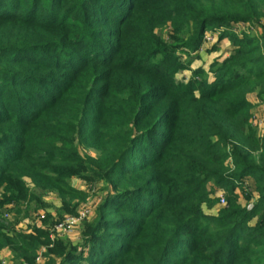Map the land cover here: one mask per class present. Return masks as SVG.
<instances>
[{"label":"trees","instance_id":"trees-1","mask_svg":"<svg viewBox=\"0 0 264 264\" xmlns=\"http://www.w3.org/2000/svg\"><path fill=\"white\" fill-rule=\"evenodd\" d=\"M20 1L0 0V147L16 145L12 153L0 148L5 202L35 198L26 178L34 183L57 177L53 181L63 187L60 176L84 178L90 171L91 178L113 183L110 208L134 213L136 218L103 219L106 214H100L84 240L89 264H264V136L251 126L253 104L247 100L255 93L264 101V31L260 38L233 40V49L216 67L211 82L178 85L168 68L157 74L160 78L144 72V84H126L129 121L121 118L125 126L115 122L108 136L96 140L102 156L90 158L81 156L78 146L89 125L84 115L93 82H77L87 68L108 65L105 59L111 52L124 61L145 55L140 39L146 26H136L135 38L130 37L134 44L126 47L124 33L130 18L113 0L110 4L27 0L18 15L15 6ZM155 1L164 22L177 32L188 31L186 45L193 50L199 48L209 26L252 21L261 15L264 4V0ZM44 3L46 18L36 20L35 10ZM101 8L114 19L116 42L110 49L99 47L101 59L95 60L87 51L86 42L93 43L95 33L87 20L93 18V11L100 14ZM80 11L82 16L77 15ZM59 15L62 19L56 21ZM79 55L93 60L85 65ZM158 96L166 105L162 111L154 110L150 102ZM151 137L163 149V157L152 155L167 167L168 180L155 178L148 183L162 181L166 186L136 184L129 189L125 185L136 181L138 171L131 164L138 161L133 144ZM207 184L222 189L225 196L215 217L200 211V204L207 201ZM151 199L161 202L153 204ZM240 201L249 203L250 209ZM124 221L129 227L126 236ZM4 229L0 218V250L8 247L17 258H33L38 231ZM76 251L64 249L59 262L47 258L44 264H79L84 258Z\"/></svg>","mask_w":264,"mask_h":264},{"label":"rangeland","instance_id":"rangeland-1","mask_svg":"<svg viewBox=\"0 0 264 264\" xmlns=\"http://www.w3.org/2000/svg\"><path fill=\"white\" fill-rule=\"evenodd\" d=\"M113 1L117 5L122 4L121 6L119 5L123 7L122 10H127L124 17L128 16L130 18L128 33H124V35H127L126 47L127 45L130 46L131 43L134 44L130 37L135 38L133 33L136 30V26H146V30L140 39L143 48L142 52H146V54L140 55L132 61H124L115 56L116 52H111L105 59V64L108 65H101L99 68L95 67V69H91L92 67L87 68V74L83 75L80 81L77 82L78 85L88 81L93 82V85L89 82V85L92 87L89 92L88 111L84 115L89 125L86 126L84 138L78 146L81 156H89L90 158H97L100 155V152L95 148L96 140L99 141L102 137L108 136L112 131L111 129L115 126V122H117L118 126H125L121 118L129 121L127 110H129L131 101L127 99L126 84L133 87L141 83L144 84L146 78L143 75L144 72L155 74L157 78H160L157 74H161L164 70L167 71L168 68L173 71L174 83L178 85L179 83L186 84L189 81H193L196 84L211 82L214 80L216 67L222 63L223 59L233 49V40L247 37L260 38L264 31V4L260 1L262 11L259 17L245 23L211 25L204 31L203 42L199 48L193 50L186 45L189 37H191L188 31L183 29L186 31L177 32L170 27V22H164L163 14L157 11L155 0ZM110 2L111 0H106V3L110 4ZM25 3H27V0H21L15 6L18 15L23 13ZM66 5L63 9L66 8ZM40 7L42 9L35 10V17H37L35 19L45 20V3ZM92 14L93 18L91 20L88 19L87 23H89V26L93 28L92 30L95 33L93 43L90 40L86 42L89 45H87V51H90L93 59L99 60V47L110 49L116 42V32H114L115 27L113 26L115 23L114 19L112 21L111 17L102 8L100 14L95 11ZM77 15L82 16L81 11ZM79 18L76 16L75 21L80 22ZM55 19L59 21L62 19V15L55 17ZM90 44L93 45L91 46ZM79 56L85 58L82 55ZM86 58L84 59L85 65H89L93 59L90 60V57ZM168 62H170V65H166ZM126 68H129L131 71H126ZM194 95L198 96L197 91L194 92ZM247 100L253 104L250 118L251 126L258 136H264V101H259L255 93L248 94ZM150 102L153 104L154 110L162 111L166 107L160 98L156 99V97H153ZM68 107H71V105H68ZM100 125H102V129ZM161 130L160 137L164 134V129ZM15 146L14 143H10V145L7 144L5 147L0 148L11 149L12 151L10 152L12 153L15 152L13 151L15 150ZM133 148L134 154L137 155L135 159L138 160L131 161L132 166L133 164L134 166H138L137 175L134 177L136 181H133L132 185H125V187L131 189L136 184L143 187L149 186L150 188L162 189L165 187L166 185L163 182L168 180L166 176L167 167L161 166L160 160H153L152 155V153L159 154V156L163 154L159 140L152 139V137L139 139L134 142ZM86 162L88 163L87 160ZM151 163L154 164L151 166ZM87 174L89 177L84 178L60 176L58 180L64 182V186L66 185V187L56 185L53 180L57 177L50 180L38 178V182L34 183H31L26 178L24 182L36 199L29 195L26 199L17 203L15 201L11 203L5 202L2 185H0V218L1 224L5 228L4 231L6 232L7 229H10L15 233L36 230L39 235L37 241L39 244L36 246L33 258H17L10 248L5 247L0 250V264H44L47 258L59 262L65 253L64 249H77V254L82 253V258H84L83 261H79V264H89L87 261L88 247H83L84 240L88 237L87 232L91 230L92 226H95L100 214H106L103 219L121 217L132 220L136 218L134 213L130 215L131 213L127 211L110 208L111 202H113L110 196V193H113V183H110L108 179L97 180L91 178L90 171H87ZM155 178H162L163 182L149 185L148 182ZM38 183L46 187L41 188ZM249 183L250 180L247 179V185ZM118 186L120 187L121 185L118 184ZM206 192L207 201L200 204V211L203 215L215 217L220 209H222L220 198L225 202V196L222 189H215L211 184L206 185ZM143 196L144 198L147 197V195ZM151 200H153V204L161 202L160 199ZM240 202L244 208L250 209L251 205L249 203ZM137 203L141 204L142 201H138ZM122 206L126 207L127 204L122 202ZM81 211H86V215L75 225L68 228H59V225L66 218L76 217ZM124 224L125 227H123L122 232L126 236L125 231L129 228L128 221H124ZM11 231H8V234H12L13 232L11 233ZM113 234L118 233L113 231ZM114 254H111L109 259ZM112 260H108V262L110 263Z\"/></svg>","mask_w":264,"mask_h":264},{"label":"built area","instance_id":"built-area-1","mask_svg":"<svg viewBox=\"0 0 264 264\" xmlns=\"http://www.w3.org/2000/svg\"><path fill=\"white\" fill-rule=\"evenodd\" d=\"M220 203H221V206H223L225 204V202L222 198H220ZM85 215H86V211H81L78 213V215L76 217L66 218L64 220V222L59 225V228L60 227H65V228L71 227V226L75 225L78 221H80L83 217H85Z\"/></svg>","mask_w":264,"mask_h":264}]
</instances>
